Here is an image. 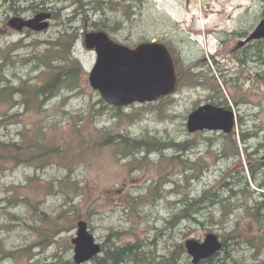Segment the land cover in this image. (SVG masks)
Instances as JSON below:
<instances>
[{
    "label": "rangeland",
    "instance_id": "obj_1",
    "mask_svg": "<svg viewBox=\"0 0 264 264\" xmlns=\"http://www.w3.org/2000/svg\"><path fill=\"white\" fill-rule=\"evenodd\" d=\"M20 1V8L28 6ZM45 1L59 17L52 18L48 30L29 34L13 31L7 23L33 15L16 16L0 0V65L4 54L11 58L1 72L14 85L39 83L34 55L60 32L69 31L75 33L72 57L82 66L80 87L28 110L0 104V142H19L21 134L31 138L43 130L39 144L59 147L58 161L44 167L0 166V239L8 251H29L2 257L0 264H74L71 240L78 221L87 223L101 245L108 236L116 246L139 241L143 254L126 264H171L173 258L177 264H191L184 244L202 242L208 233L221 241L227 238L226 248L208 264H264V247L256 250L243 236L262 234L264 217L261 224L253 223L240 209L223 227L213 222L220 219L218 206H192L223 179L229 183L249 178L254 195L238 196V204L252 207L258 199L255 193L261 191L250 179L245 147L251 161L264 162V84L258 77L264 72V41L231 51L264 19V0H127L122 5H115L121 0H82V10L75 0ZM95 23H103L111 40L131 49L150 42L165 45L178 76L175 93L120 112L106 105L88 83L96 55L85 48L84 35L98 31ZM185 70L197 76L198 85H188L186 78L180 81L179 73ZM206 104L234 113L231 133L188 132V115ZM116 134L157 145L150 153L144 149L122 156L106 143ZM230 135L239 157L231 150ZM158 143L183 144V150L161 149ZM235 189L241 190L238 185ZM224 192L219 195L229 196ZM186 207L189 218L178 217ZM50 223L57 224L50 229Z\"/></svg>",
    "mask_w": 264,
    "mask_h": 264
},
{
    "label": "trees",
    "instance_id": "obj_2",
    "mask_svg": "<svg viewBox=\"0 0 264 264\" xmlns=\"http://www.w3.org/2000/svg\"><path fill=\"white\" fill-rule=\"evenodd\" d=\"M24 1L27 2L26 4H28V6L22 9L19 6L20 3H22L20 0H3L4 3L8 4L9 9L12 10L16 16H20L25 12H30L32 15H35L39 12L50 11L53 15V18L59 17V14H55L53 8L47 7V2L45 0H41L39 2H37L36 0ZM126 1L127 0H121L120 2H116L118 4L115 5L125 3ZM75 2L79 5V9L82 10L84 8L85 4L82 0H75ZM110 9L112 11H114V9L117 10L115 7H111ZM94 26L95 30L109 31L108 29L104 28L103 23H95ZM74 39V32H60L59 36L54 41L47 42V47L42 53L34 55L33 60L39 65L35 68L41 71L39 76V83L33 84L29 81H20L17 85H14L12 80L6 79L1 70L2 67L4 68L7 65L8 61L11 58L9 54H4V57L2 59V65H0V104L7 105L9 110H11L12 106L14 105L23 107L24 110H28L30 107L36 108L44 106L47 101L59 96L61 94V91L63 90L71 91L75 88H79L80 73L82 71V66L75 58L72 57L71 47ZM255 55L256 53L252 54L253 57H255ZM237 60L243 65L244 60L242 58L239 57L237 58ZM258 75V77H260L261 83L264 84V72ZM179 76L180 81L184 78L188 79V85H193L195 83H197L198 85V80L197 82H195V78H197V76H195L190 70L180 71ZM16 97H19V99L16 100ZM218 104L220 105V102H218ZM115 111L120 112V109H116ZM73 125L74 129L79 131L80 128H76L75 124ZM42 131L43 130L37 131V134H35L31 138H26L24 134H21V140L19 142H0V166L8 167L9 165H12L13 167H18L24 165H33L36 167H44L46 165H50L53 162H57L58 160L55 156L59 153V147L53 145H44L43 143L39 144L40 140L38 137L41 133L43 134ZM227 138L230 139L231 150L235 151L237 157H239V153L236 147V140L233 138L231 139V135ZM242 141L245 144L246 139L244 134H242ZM106 143L117 148L118 153L122 156L136 155L144 149L147 151V153H150L149 151L152 150V145H157L156 142H149L146 138L132 139L124 134L112 135L110 136V138H107ZM157 147H161V149L178 148L181 149V151L183 150V148H181L183 147V144L158 143ZM259 147L263 146L260 144ZM247 150V147H245V151L248 155L249 160L248 171L250 179L261 190L260 192L255 193L258 195V199L255 200L252 207L245 204L242 205L243 203L238 204V196L243 197L244 195H254V191L250 190L248 182L249 178L247 179L246 176H241L239 180L232 181L229 183H227L226 180L223 179L219 187L214 185L213 187L204 190L201 194V197L193 201L194 203L192 206L196 207V209L198 210L203 208V205H205V207L207 208H214L215 206H218L220 210V219L213 222L218 223L223 227L227 225L225 220L228 218V216H230V214L232 215L234 212L240 209H242L246 217L253 223L261 224V222L263 221L264 176L262 175V170H264V162L251 161L252 153H248ZM171 160H177V158H171ZM180 162L184 166L187 165V161ZM237 175H239V173ZM232 179L234 180L236 179V177H232ZM237 185L241 188V190L237 191L235 189V186ZM221 192L227 193L229 196L222 197L219 195V193ZM211 197H213L214 200L210 201ZM189 208L190 207H186L185 209L181 210L178 217H181L183 219L189 218ZM196 213L198 212H196L195 210L194 214ZM56 224L57 223H50V229L51 227H55ZM117 234L118 233L112 235L116 237ZM228 234V238H231L232 233L229 232ZM243 236L244 240L253 243V247L256 250L259 251L261 250L262 246L264 247V231L262 234L256 235L255 237H249L246 236V234H243ZM111 237L112 236L107 237L106 241L101 247V254L99 256L94 257L90 261L91 263L126 264L128 261L138 259L143 254L142 249L140 248L139 241L116 246L114 243H111ZM254 240H256L257 242L255 243ZM45 242L47 241L43 239L42 245H44ZM226 242L227 238L224 237L222 240V250L226 248ZM178 248L180 250L182 249V247ZM27 253H29L28 249H22L20 251H8L4 247L3 241L0 239V258H15L19 254L25 255ZM219 253H217L213 258H210L205 262H201L200 264L210 263L215 258H217V255ZM171 264H177L174 258L172 259Z\"/></svg>",
    "mask_w": 264,
    "mask_h": 264
},
{
    "label": "water",
    "instance_id": "obj_3",
    "mask_svg": "<svg viewBox=\"0 0 264 264\" xmlns=\"http://www.w3.org/2000/svg\"><path fill=\"white\" fill-rule=\"evenodd\" d=\"M50 18V13L40 12L30 19L13 17L7 25L17 32L27 29L40 33L48 29ZM256 41H264V19L231 52ZM84 45L96 54L95 65L88 77L89 85L106 105L125 108L136 103H153L175 92L178 76L173 57L163 44L143 43L130 49L113 42L105 32L96 31L85 34ZM234 126L232 111L210 104L193 110L187 118V130L191 133L209 131L229 134ZM71 243L74 264L88 263L101 253V244L95 241L84 221L77 223L76 236ZM184 246L191 263L199 264L218 253L223 244L217 235L208 233L202 242L188 240Z\"/></svg>",
    "mask_w": 264,
    "mask_h": 264
},
{
    "label": "bare ground",
    "instance_id": "obj_4",
    "mask_svg": "<svg viewBox=\"0 0 264 264\" xmlns=\"http://www.w3.org/2000/svg\"><path fill=\"white\" fill-rule=\"evenodd\" d=\"M12 1V0H11ZM203 22V21H202ZM111 28V27H110ZM109 34V33H108ZM110 36V35H109Z\"/></svg>",
    "mask_w": 264,
    "mask_h": 264
}]
</instances>
